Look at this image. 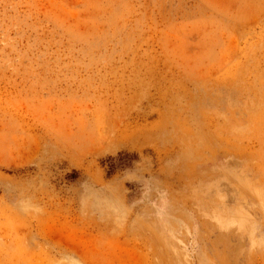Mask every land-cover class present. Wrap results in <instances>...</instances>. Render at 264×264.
<instances>
[{
  "label": "rangeland",
  "instance_id": "374dc122",
  "mask_svg": "<svg viewBox=\"0 0 264 264\" xmlns=\"http://www.w3.org/2000/svg\"><path fill=\"white\" fill-rule=\"evenodd\" d=\"M0 264H264V0H0Z\"/></svg>",
  "mask_w": 264,
  "mask_h": 264
}]
</instances>
